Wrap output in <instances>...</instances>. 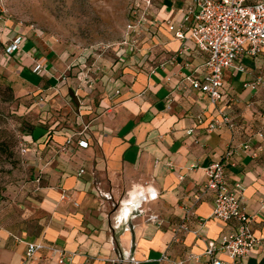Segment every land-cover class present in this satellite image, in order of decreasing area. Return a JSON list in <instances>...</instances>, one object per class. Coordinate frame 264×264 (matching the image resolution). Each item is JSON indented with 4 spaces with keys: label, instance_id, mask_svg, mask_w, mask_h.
I'll return each instance as SVG.
<instances>
[{
    "label": "crops",
    "instance_id": "0c3cea01",
    "mask_svg": "<svg viewBox=\"0 0 264 264\" xmlns=\"http://www.w3.org/2000/svg\"><path fill=\"white\" fill-rule=\"evenodd\" d=\"M191 2L153 0L145 29L134 36L137 51L115 46L104 53L98 60L102 70L89 92L79 85L80 66L75 72L58 71L27 32L5 26L2 42L15 32L27 40L22 51L9 62L0 60V65L10 63L21 75H35L33 83L26 84L41 95L63 92L66 97L56 99L67 106V114L63 123L35 126L24 136L29 152L23 156L33 168V191L20 197L19 211L0 215V264H22L27 242L65 248L67 264H121L110 259L132 257L140 264H161L158 259L165 251L174 258L202 254L206 238L217 240L237 228L234 220L213 217L212 195L195 208L206 220L202 227L193 220L192 228L199 233L189 232L175 244L171 227L203 188L206 168L230 148L234 153L227 163L229 181L243 185V203L255 215L251 227L260 241L248 264H264V85L256 84L264 78V51L256 58L242 57L245 72L226 70L222 99L218 106L211 104L187 82L188 76L206 72L205 56L192 41L179 53L184 41L176 36L177 22ZM79 62L93 63L92 52ZM38 63L48 64L47 74L34 72ZM63 72L68 73L66 82L59 80ZM71 89L80 99L79 107ZM219 109L237 122L235 130L224 125L207 130L211 120L221 119ZM84 125L89 130L79 135ZM73 134L68 151H58ZM79 137L88 141L87 148L77 146ZM246 143L251 150L244 149ZM82 168L85 173L79 176ZM40 171L38 186L34 179ZM64 193L68 200L62 199ZM50 257L51 252L43 250L28 264H56L57 256Z\"/></svg>",
    "mask_w": 264,
    "mask_h": 264
},
{
    "label": "built area",
    "instance_id": "2783aa9c",
    "mask_svg": "<svg viewBox=\"0 0 264 264\" xmlns=\"http://www.w3.org/2000/svg\"><path fill=\"white\" fill-rule=\"evenodd\" d=\"M153 0H130L129 16L126 26V34L117 43L100 44L92 53L94 62L87 64L79 62L81 67L77 73L79 85L86 91H91L97 81V75L102 70L98 60L110 49L118 46H127L128 51L136 52V38L145 29V25L152 15ZM189 22V25L187 24ZM175 23H170V30L175 29ZM178 29L176 36L184 41V47L179 53L188 49V41H192L201 54L205 56L206 72L198 77H187V82L191 88L199 90L207 95L211 104L218 106L223 96L225 86L224 74L226 70H231L233 74L243 73L246 66L241 59L244 56L256 58L264 51V0H192L187 8V12L182 21L177 22ZM6 27L0 21V60L9 62L16 54L23 50V45L27 40L26 35L15 32L13 38L7 42H2ZM49 67L47 63H38L34 72L40 76L47 74ZM60 81L68 80V73L63 72L59 76ZM257 85H264V78H258ZM184 88L183 85L179 86ZM221 119L211 120L207 130L209 132L227 126L235 130L237 122L224 110L219 109ZM203 118L198 117L201 122ZM89 130V125H84L79 135ZM194 131L188 130V134ZM75 135L68 137L59 147L58 151L67 152L74 144ZM21 144V153L26 155L29 152L25 138ZM78 147L87 148V140L79 137L76 140ZM245 150H251L249 143L244 144ZM234 150L228 149L220 160L213 162L206 168V182L200 192L195 195L194 201L185 205L184 217L171 227L173 236L172 243L183 242L184 236L189 232L199 233V230L192 228L195 220L202 227L206 220L199 218L195 213V208L199 202L208 195L213 196V217L223 222L236 221L237 228L232 233L222 235L219 239L206 238V247L202 254L187 252L182 258H174L167 251L163 252L158 259L161 264H191V262L203 264H248L251 253L256 250L259 238L254 234L251 223L255 220V215L248 213L243 203L244 187L241 183H230L227 173V163L233 155ZM254 154V153H253ZM85 173L82 168L78 175ZM183 179V176H181ZM40 186L42 182V172L40 171L34 179ZM149 184V182H146ZM70 197L67 193L62 195L63 200ZM261 208L264 209V200L261 201ZM47 250L51 252V259L56 255V264H67L68 256L65 248L57 244H45L43 242H27L25 257L22 264H28L36 253ZM221 254L227 256V260L220 257ZM204 258V259H203ZM114 263L140 264L135 258L110 259Z\"/></svg>",
    "mask_w": 264,
    "mask_h": 264
},
{
    "label": "rangeland",
    "instance_id": "374dc122",
    "mask_svg": "<svg viewBox=\"0 0 264 264\" xmlns=\"http://www.w3.org/2000/svg\"><path fill=\"white\" fill-rule=\"evenodd\" d=\"M129 5L130 0H0V21L34 38L58 71L73 72L98 45L123 39ZM35 77L21 75L10 63L0 65V215L19 211L20 197L33 191V168L21 153L24 136L34 126L63 123L67 114L56 99L65 98L63 92L41 95L27 86Z\"/></svg>",
    "mask_w": 264,
    "mask_h": 264
},
{
    "label": "water",
    "instance_id": "95a60500",
    "mask_svg": "<svg viewBox=\"0 0 264 264\" xmlns=\"http://www.w3.org/2000/svg\"><path fill=\"white\" fill-rule=\"evenodd\" d=\"M70 95L73 99V101L75 102V104L79 107L80 106V99L78 97V95L74 92V90H70Z\"/></svg>",
    "mask_w": 264,
    "mask_h": 264
},
{
    "label": "trees",
    "instance_id": "16d2710c",
    "mask_svg": "<svg viewBox=\"0 0 264 264\" xmlns=\"http://www.w3.org/2000/svg\"><path fill=\"white\" fill-rule=\"evenodd\" d=\"M34 129H35V126L31 128V131H34Z\"/></svg>",
    "mask_w": 264,
    "mask_h": 264
}]
</instances>
